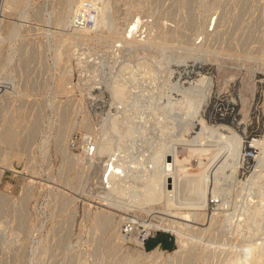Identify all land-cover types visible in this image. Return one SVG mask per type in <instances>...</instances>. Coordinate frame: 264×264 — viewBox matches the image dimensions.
Wrapping results in <instances>:
<instances>
[{
	"label": "rangeland",
	"instance_id": "obj_1",
	"mask_svg": "<svg viewBox=\"0 0 264 264\" xmlns=\"http://www.w3.org/2000/svg\"><path fill=\"white\" fill-rule=\"evenodd\" d=\"M69 1L26 0L16 6L12 2L6 4L5 0H0L1 77H5L8 70L17 67L23 55H30L29 61L21 62L22 71H18L16 77L21 92L8 97L13 105H24L29 113L23 124L20 144L15 147L20 154L13 159V164L20 173L7 170L0 183V192L12 197L17 207L22 201L27 203V220L24 231L17 235L14 230L17 222L0 214V221H4L0 223V240L5 241L0 242V264H16L18 255L23 258L21 264H106L103 257L107 255H115L111 260L124 258L125 262L120 260L122 263L117 259L118 264H151V260L144 257L126 260L123 256H130L141 248L130 237L125 240L115 237L114 226L118 225L122 216L134 217L135 213L128 214L103 205V189L100 184L102 173L96 175L88 163L72 157L73 154L80 156L84 152L92 142L89 139L92 132L86 131V128H78L74 123L86 117L88 122L91 121L89 125L92 123L93 129L96 127L95 130H100L108 111V108L107 111L102 108L105 104L106 107L110 104L111 95L114 94L111 87L114 80L123 79L125 73L121 72L122 67L129 63L131 66H138L142 56L144 60L141 61H149L155 68L158 66L164 69L170 65L175 69L180 66L176 71L170 68L158 73L155 83L160 87L170 80L172 89L185 91L187 95L193 86L208 87L209 84L214 92L223 96L227 94V97L232 98L235 94L236 111L239 113L236 112L237 118L240 117L239 120H242L241 123L244 121V124H248L249 120L250 126H254L253 132L254 128L255 131L258 129L256 133L260 132L259 135L264 139V0ZM81 10L84 12L85 25L76 27L78 19L75 18L82 13ZM138 18L143 20V29L133 38L132 46L124 47L121 41L123 33ZM215 21H219L216 27ZM112 24L117 25V30ZM135 43L139 44V51L136 50ZM137 52L140 57H131L137 55ZM152 60L158 61L154 64ZM159 60L162 61L161 65ZM194 62L198 67L201 66L199 69L203 73L208 72L205 82H198L199 78L195 73L185 85L177 86L178 76L188 74ZM1 81L7 83L9 80ZM146 85L148 83H140L135 87ZM122 89L118 88L117 93ZM0 101L2 106L5 97L0 98ZM255 111L261 112L263 117L260 118L257 114L255 116ZM1 113L6 114L5 110ZM36 118H39V123L34 126ZM63 129L68 135L65 140L60 141L58 134ZM261 137L258 139L261 140ZM116 138L113 137V140H117ZM243 138L246 139V136ZM125 140L128 145V139ZM125 143L121 145L126 146ZM260 152L262 155L263 150ZM183 154L187 155L186 152ZM205 155L209 157L208 153ZM262 165L256 162L253 166ZM189 171L191 175L198 173L197 168ZM238 182L233 183L230 207L219 208L217 204H212L207 211L219 214L213 226L197 224L196 227L209 228L205 232L196 229L185 231L187 246H194L199 254L206 252L211 255L210 260L195 259L187 264H230L229 259L234 252L245 251L242 248L251 243L260 242L262 247L259 252L264 250V213L258 217L261 218V223L256 216L253 218L254 211L250 217L248 213L246 218L244 216L246 223L240 228L236 217L231 222L225 220L228 213L238 214L235 211H242L243 206L249 204L255 207L258 204L257 197L254 198V204L245 197L248 191L244 190L241 179ZM29 190L32 192L29 193ZM242 198L246 201L244 205ZM103 211L115 215L113 227L102 228L97 223V218ZM155 211L159 213L153 217L139 213V218L146 223H138L136 230L147 234L150 223H156L161 218L179 220L161 206H157ZM73 217V230L68 236ZM255 218L258 221H254ZM222 223H227V226L223 227ZM220 227L224 228L223 232ZM148 237L150 238L144 247L148 252L158 247L167 256L179 249L178 235L172 230L152 231ZM111 250L116 252L110 254Z\"/></svg>",
	"mask_w": 264,
	"mask_h": 264
},
{
	"label": "bare ground",
	"instance_id": "obj_2",
	"mask_svg": "<svg viewBox=\"0 0 264 264\" xmlns=\"http://www.w3.org/2000/svg\"><path fill=\"white\" fill-rule=\"evenodd\" d=\"M25 1L26 0H5L6 4L12 2L16 6H20V4H23ZM67 1L70 2L69 0ZM70 4H72V2ZM70 4H68V6ZM113 24L112 27L115 26ZM217 24H219V21H215V27ZM143 26L144 24L141 18L133 20L130 23L129 28L127 27L128 30H125L123 33L121 38L122 45H124V47L129 45L132 46L131 44L134 43L133 38L141 33ZM116 28L117 25L115 26V30H117ZM136 43V50L139 51L137 47L139 44L136 45ZM134 52L136 51L134 50ZM136 56L140 57V53L137 55H131V57ZM12 59L13 58L11 57L10 60ZM29 59L30 55L26 53V56L23 55L21 62L29 61ZM155 59L157 58L155 57ZM139 60L140 63L137 64L138 66H131L129 63L131 67L129 65L122 67L121 72L125 73L124 77L122 76L123 79L116 78L114 80L111 86L114 94L111 95L112 98L110 97V104L107 107L105 104V107L103 106L102 108H108V111L106 109V118H104L103 127H101L100 130H95L96 127L93 129L91 127L92 123L89 125L91 121L88 122L86 117H83L74 123V126H77L78 128H86L88 129L86 131L90 130L92 132L91 135L89 134L91 136L89 139L92 140L90 147L93 145V149L91 151V148L86 147L80 156L73 154L72 157L75 160L78 159L82 162L85 161L84 163H88L89 168H93L96 175L99 176L102 173L100 184L103 189V195L101 196L103 205L120 212H127L128 214L135 213L134 217H124L120 215L122 217L121 219L119 218L120 222L117 226H114L113 222L115 215L112 212L107 213L103 211L97 218V223L101 227H115L113 232L115 237L120 240H125L129 236L130 239L141 248L140 251H135L130 256L123 255L126 260H133L138 256L150 259L151 264H175L176 262L179 264H187L189 261L195 259H206L207 261L211 256L209 253L205 252L199 254L194 246H187L185 231L196 229L205 232L209 227L213 226V224L217 222L219 214H211V212L208 213L207 211L212 206V203H215L216 201H218L217 206L219 208L230 207L233 183L238 182L240 179L242 181L241 184L244 186L242 187L244 190L247 189L248 191L247 196H244L247 197V199L249 198L250 202L253 204L255 203L254 198L257 197L258 204L256 203L257 205L255 207L247 204L246 206H243L242 211L240 209L235 211L239 212L238 214H232V212L230 215L229 213L226 215L225 213L224 215L227 216V219L225 218V220L231 222L236 217L238 227L240 228L245 222L248 213L250 217L254 211L255 214L253 218L256 216L257 219L263 215L264 142L262 141L264 139L259 135L260 132L256 133L258 129L255 131L254 128L255 133L253 132L254 126H250L251 122L249 120H247L248 124H244V121L241 123L242 120H239L240 117L237 118V102L234 100V93V96L228 93L232 98L234 97L233 99L227 97L228 95L225 93V96H223L220 93L214 92L212 85L210 87L209 84L208 87L195 85L189 89L191 92H188L187 95L185 91L172 89L169 84L171 83L170 80L166 82L165 86L160 87L155 83L158 79V73L172 67H169L170 65H168V67L161 69L156 65L157 68H155L151 62L141 61L144 60L142 56ZM155 61L152 63L155 64ZM21 62L17 67L8 70L9 72H7L5 77L3 76L2 78L0 75V79L2 78L10 81V84H8L9 81L4 83L1 81L2 79L0 80L2 91L0 98L5 97V101H3L1 103L2 106H0L2 109L0 110V183L4 179V174L7 170L14 173H20V171L14 166L13 159L20 154V151L17 152L15 147L20 144L22 138L21 132L24 127L23 124L29 117V113L24 105H13L8 97H10L11 94H19L21 92L19 83L16 81L18 71H22L20 64L23 66V62ZM173 62H176V60ZM161 63L162 61L160 62V65ZM198 66L199 65L194 62L189 68L188 74L186 73L182 76H178L176 80L177 86L185 85L195 73H197V77L199 78L198 82H205L207 79L206 74L208 72L204 71L203 73L199 69L201 66ZM178 67L180 66H177V68L175 67V69L172 68V70L176 71ZM139 82L141 84L148 83V85L140 88L135 87V85L140 84ZM118 88H123L120 93H117ZM132 88L133 90H131ZM262 90L264 91V87ZM4 110L6 114L1 113V111L4 112ZM114 110L116 111L115 113ZM254 114L255 116L257 114L260 118L263 117L261 112L255 111ZM255 116L253 117L255 118ZM38 119L39 118L35 119L34 126L39 123ZM31 131L32 133L34 132L33 130ZM67 135L68 133L66 130H61L58 134L59 140H65ZM253 135H257L258 138L261 137L262 141L259 140L260 138L258 139L257 136ZM243 136H246V139L243 138ZM113 137L114 139L117 137V140L114 141ZM125 139H128V145ZM123 142H126V146L121 145ZM262 150L263 153L261 155L260 151ZM185 152L187 155L183 154ZM207 153L209 154V157L205 155ZM256 162H260L263 165L253 166ZM193 168L194 170L197 168L198 173L195 175L192 174V176L189 169ZM230 180L233 181L231 182ZM28 192L31 193L32 190H29ZM12 200V197L6 193L0 192V214L3 213L13 219V222H17L14 226V230L18 235L25 229V221L27 220V203L22 201L20 202L19 207H17V203L13 202L15 200ZM241 200L243 201L242 205H244V202L246 201H244L243 198ZM233 202L235 203L233 204L237 206L236 202ZM157 206H161L164 211L171 212L172 215L178 217L179 220H166L161 218L156 223H150L147 234H143L139 230H137V233H132L131 235L125 234L124 222L130 223L129 226L133 227L132 230L137 229L136 225L138 223H146L139 218L138 214L145 213L153 217L154 214L159 213L155 211ZM256 218L253 220L256 221ZM260 219L261 218L257 221L261 223ZM200 221L203 223L199 224ZM8 222H10V220H8ZM73 222L74 217L71 220L68 236L71 235L73 230ZM0 223L2 224L4 221H0ZM197 224L201 226L209 225V227L202 229L198 226L196 227ZM225 224L223 227L227 226ZM263 225L264 224H262V226ZM129 226L128 229H126L127 231L130 230ZM233 226L234 225H232V227ZM120 228H122V231H120ZM220 228L223 232L224 228ZM170 230L178 235L179 249L174 252L171 251L172 253H168L167 256L166 253L161 251L158 247L149 252L144 249V240L152 231L161 232ZM224 233H226V235L228 234L227 232ZM9 238L10 237H8V239ZM0 242L4 243L5 241L0 240ZM261 247L262 244L260 242L259 244L251 243L248 247L242 248L245 249V251L234 252L233 256L229 259L230 264H263L264 250L259 252ZM17 249L15 250L17 251ZM111 251L110 254L116 252L113 251L112 253ZM109 256L111 255L103 257V262L106 261V264H108V262L109 264H118V260L122 261V259L124 261V258L119 257L117 258L118 260L116 258V260H111L110 258H113L115 255L113 257ZM21 258L20 255L17 256L16 264H21ZM107 259L110 261H107Z\"/></svg>",
	"mask_w": 264,
	"mask_h": 264
},
{
	"label": "built area",
	"instance_id": "obj_3",
	"mask_svg": "<svg viewBox=\"0 0 264 264\" xmlns=\"http://www.w3.org/2000/svg\"><path fill=\"white\" fill-rule=\"evenodd\" d=\"M81 12L82 13H80V14H78L77 16H76V18L75 19H78V20H76V22H75V26L76 27H82L83 25H85L84 23H83V20H84V12L81 10ZM80 20V21H79ZM1 86H0V95H1ZM90 144H91V142L89 143V145H87V148H91V151H92V149H93V145L90 147ZM217 202L218 201H216L215 203H212L213 205L214 204H217ZM129 224L130 223H123V225L125 226V228H124V232H125V234L126 235H131L132 233L134 234V233H137V230L136 229H134V230H132V226H129ZM122 225V226H123ZM128 226L130 227V230L129 231H127L126 229H128ZM129 237V236H128ZM150 237H148V238H145V240H144V243L149 239Z\"/></svg>",
	"mask_w": 264,
	"mask_h": 264
}]
</instances>
